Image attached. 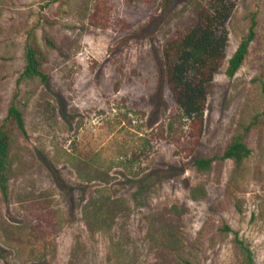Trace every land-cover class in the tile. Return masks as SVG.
<instances>
[{
	"label": "rangeland",
	"instance_id": "rangeland-1",
	"mask_svg": "<svg viewBox=\"0 0 264 264\" xmlns=\"http://www.w3.org/2000/svg\"><path fill=\"white\" fill-rule=\"evenodd\" d=\"M211 1L0 0V124L16 97L27 130L13 128L0 264H246L237 238L264 264V0H223L226 58L202 133L161 77L166 44ZM252 14L257 37L229 78ZM29 34L48 55L47 83L19 80ZM256 115L248 159L198 170Z\"/></svg>",
	"mask_w": 264,
	"mask_h": 264
},
{
	"label": "trees",
	"instance_id": "trees-1",
	"mask_svg": "<svg viewBox=\"0 0 264 264\" xmlns=\"http://www.w3.org/2000/svg\"><path fill=\"white\" fill-rule=\"evenodd\" d=\"M231 5L223 0H212L208 6L200 5L196 9L194 24L171 39L163 50L161 77L166 80L184 117L196 125L199 133H202L207 103L206 86L213 80L215 73L222 67L226 58L228 41L226 24L231 14ZM256 37L257 20L255 14H252L247 34L228 61L226 74L229 78H233L244 64ZM42 40L47 48L59 50L57 42L48 31H42ZM48 62L47 53L34 41L32 34H29L25 46V64L19 80L36 78L42 83H47L50 75L45 71V65ZM261 85L264 94V82ZM257 123H259L258 115L232 138L221 156L197 158L195 165L198 170L207 171L211 168L213 161L224 159L235 160L239 167L253 153L247 139ZM14 127L24 136L27 135L24 113L16 97L13 98L7 115L0 124V193L5 202L9 197ZM113 206L114 202L109 198L102 205L93 203L89 205V208L90 213L96 216L98 212H106ZM104 221L106 222V219ZM237 241L245 254L246 264H255L251 249L239 238ZM178 264L194 263L184 260Z\"/></svg>",
	"mask_w": 264,
	"mask_h": 264
}]
</instances>
